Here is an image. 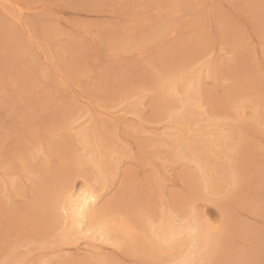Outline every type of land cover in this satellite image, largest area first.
<instances>
[{
  "label": "rangeland",
  "instance_id": "rangeland-1",
  "mask_svg": "<svg viewBox=\"0 0 264 264\" xmlns=\"http://www.w3.org/2000/svg\"><path fill=\"white\" fill-rule=\"evenodd\" d=\"M3 1L0 264H177L154 227L194 209L201 264H264V0ZM82 182L128 232L65 233L54 195Z\"/></svg>",
  "mask_w": 264,
  "mask_h": 264
},
{
  "label": "bare ground",
  "instance_id": "bare-ground-1",
  "mask_svg": "<svg viewBox=\"0 0 264 264\" xmlns=\"http://www.w3.org/2000/svg\"><path fill=\"white\" fill-rule=\"evenodd\" d=\"M179 1L180 0H160L159 3L161 2L163 3L161 4L163 9L160 8L161 6L159 8L164 10L165 7L163 6H166V8H168L169 11L171 10L172 13L173 12L176 13L180 6ZM8 4L9 3L3 0H0V5L4 6V8H6ZM160 15L162 17L163 15H165L163 18L167 19L165 12H163V14H160ZM16 16L17 15H15L14 17ZM163 18H161V20H158V21L162 22ZM18 20L19 22H21L22 21L21 17L18 18ZM170 24L172 26L171 21L169 25ZM171 26L169 27L170 30L166 26L167 29L169 30L167 32L171 33L174 31V35H175V31H176L174 30L175 26H172V27ZM191 87L192 85L191 86L188 85L187 89L189 92L193 94H190L189 97H187L186 99H183L184 102L182 103L181 108L183 110L189 111L190 113H193V112H196L199 106L195 104V102L194 104H191L192 101L196 100V94L194 93V91L191 90ZM171 110H172V107H165L162 105L160 106L161 113L171 111ZM200 131L197 134H194L193 136L194 140H197L199 139V137L202 136L200 134ZM214 143H212L211 146L216 144ZM217 143H219V141H217ZM227 148L229 149L228 145H227ZM206 153L207 152L205 148H203L198 153H192L191 156L201 166L203 163V160H202L203 157L201 156H204ZM222 153H225V152L222 151ZM211 156L215 157L216 155L211 154ZM209 166L210 165H206L204 167L206 171ZM211 172L212 174H214L215 172L214 169L211 168ZM217 179H218V176L216 174L209 182L210 183L213 182L212 184H215L216 182V185L218 186L219 184H217ZM56 192L57 194L54 195L55 196L54 198L55 200L57 199L58 204L60 206L59 207L60 212L64 215V219H65L64 227H66V230H65L66 234L67 232L69 233L70 231H76V234L81 233L87 237H91L92 239L98 238L104 242V241L109 240L108 232L112 230L111 228L113 229L118 228L124 231H127V229H129L127 225L128 223L125 222L123 219L121 220L119 219L120 221L115 222L114 218H112V219L105 220L103 222L96 223V220H94V217L95 218L97 217L99 210H98V207L95 208V204L98 202L99 195L96 189H94L89 184L85 182H82L79 186L67 184V185H64L61 189H58ZM110 220L111 221L113 220L112 222H113L114 227L110 224ZM215 232H217L216 226L210 225L208 221L205 222L201 212L195 209L193 210V214L191 215V217L183 222L181 221L180 223H175L174 221H168L162 230L160 228L154 227V235L157 237V239L159 241H163L164 244H168L170 246L172 245L171 246L172 249H168L167 247L164 246L162 250L174 255V258L177 264H198V263L201 264L204 258L210 253V251L213 248ZM184 236H187V240L184 238ZM182 237L185 239L184 243H181L180 245L175 243L176 240ZM187 241H188V244L186 243ZM188 245H190V247H188ZM174 246L178 247L177 250H175V252H173Z\"/></svg>",
  "mask_w": 264,
  "mask_h": 264
}]
</instances>
